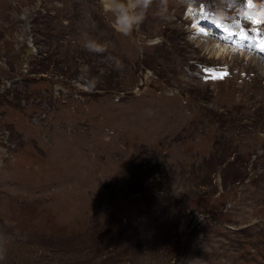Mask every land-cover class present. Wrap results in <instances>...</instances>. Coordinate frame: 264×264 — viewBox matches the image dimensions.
Returning a JSON list of instances; mask_svg holds the SVG:
<instances>
[{
  "label": "rangeland",
  "instance_id": "obj_1",
  "mask_svg": "<svg viewBox=\"0 0 264 264\" xmlns=\"http://www.w3.org/2000/svg\"><path fill=\"white\" fill-rule=\"evenodd\" d=\"M104 2L0 0L3 264H264V0Z\"/></svg>",
  "mask_w": 264,
  "mask_h": 264
},
{
  "label": "clouds",
  "instance_id": "obj_2",
  "mask_svg": "<svg viewBox=\"0 0 264 264\" xmlns=\"http://www.w3.org/2000/svg\"><path fill=\"white\" fill-rule=\"evenodd\" d=\"M154 5L164 9L167 6V0H105L104 2L106 11L114 17L113 26L123 35H130L137 31ZM82 48L94 54H102L107 51L106 44H101L94 39L85 40ZM117 65H119V61H117ZM5 225H8L7 221H5ZM13 236V233L0 228V264H3L7 259L8 246L12 242Z\"/></svg>",
  "mask_w": 264,
  "mask_h": 264
},
{
  "label": "bare ground",
  "instance_id": "obj_3",
  "mask_svg": "<svg viewBox=\"0 0 264 264\" xmlns=\"http://www.w3.org/2000/svg\"><path fill=\"white\" fill-rule=\"evenodd\" d=\"M251 4V3H250ZM255 7V6H254ZM255 10V9H254ZM253 11V10H252ZM190 15L192 16L194 13L195 14H197L198 16H201V14L203 13L202 11H200V10H198V9H196V8H192V7H190ZM194 14V15H195ZM204 14V13H203ZM203 14H202V16H203ZM189 15V16H190ZM196 16V15H195ZM198 19H199V17H198ZM197 20V19H196ZM260 23H262L261 21H259V20H257V24H260ZM198 25V24H197ZM198 28V27H197ZM235 40V39H234ZM237 42V41H236ZM220 42L219 41H217V43H216V48H215V52L214 53H217L218 55H225V54H227V53H230V51H231V49H229L228 47H226L225 46V44L223 45L222 43V45L221 44H219ZM264 44V43H263ZM261 47H264L263 45H261L260 47H257L256 48V51H258L259 53H262V54H264V48H261ZM243 52V51H242ZM244 55V54H243ZM252 59V58H251ZM248 61V60H247ZM253 63H255V65L257 66V68L259 69V70H261L262 72H263V70H264V61L261 59V61L258 59V60H255L254 58H253ZM263 61V62H262Z\"/></svg>",
  "mask_w": 264,
  "mask_h": 264
}]
</instances>
